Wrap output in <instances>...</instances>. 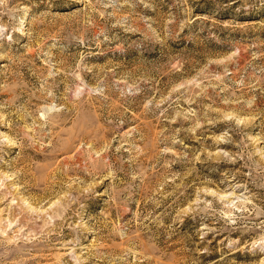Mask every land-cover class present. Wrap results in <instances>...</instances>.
<instances>
[{
    "label": "rangeland",
    "instance_id": "obj_1",
    "mask_svg": "<svg viewBox=\"0 0 264 264\" xmlns=\"http://www.w3.org/2000/svg\"><path fill=\"white\" fill-rule=\"evenodd\" d=\"M0 264H264V0H0Z\"/></svg>",
    "mask_w": 264,
    "mask_h": 264
}]
</instances>
